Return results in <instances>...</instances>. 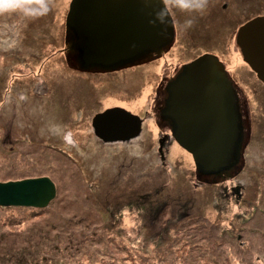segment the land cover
<instances>
[{
	"label": "rangeland",
	"instance_id": "obj_1",
	"mask_svg": "<svg viewBox=\"0 0 264 264\" xmlns=\"http://www.w3.org/2000/svg\"><path fill=\"white\" fill-rule=\"evenodd\" d=\"M68 2L0 0V181L45 175L56 185L44 209L0 207V264H264V85L238 63L241 161L198 174L179 145L157 151L167 130L155 113L161 61L79 68ZM109 106L148 111L140 136L96 138L91 118ZM160 181L164 195L139 210L135 197ZM179 197L189 208L181 213ZM162 198L170 206L159 215ZM158 226L164 237L150 238Z\"/></svg>",
	"mask_w": 264,
	"mask_h": 264
},
{
	"label": "water",
	"instance_id": "obj_2",
	"mask_svg": "<svg viewBox=\"0 0 264 264\" xmlns=\"http://www.w3.org/2000/svg\"><path fill=\"white\" fill-rule=\"evenodd\" d=\"M66 24L83 68L111 70L116 67L110 65L132 63L172 37L160 0H71ZM238 37L244 61L264 83V16L241 26ZM167 93L168 108L163 113L168 119L179 118L174 136L195 164L205 173L229 168L238 157L240 127L221 63L212 54L194 59ZM91 123L104 141L128 139L140 130L139 117L119 107L97 112ZM55 190L48 176L0 181V206L44 207Z\"/></svg>",
	"mask_w": 264,
	"mask_h": 264
},
{
	"label": "flooded vegetation",
	"instance_id": "obj_3",
	"mask_svg": "<svg viewBox=\"0 0 264 264\" xmlns=\"http://www.w3.org/2000/svg\"><path fill=\"white\" fill-rule=\"evenodd\" d=\"M160 3L162 10L165 9L166 23L171 26L172 37L161 47L157 54L147 55L142 53L138 61L145 68H150L151 64L158 67L159 61H161V71L156 75L160 82L154 87L155 94L160 93L159 96L155 95L157 97L156 102L160 101L156 110L162 113L161 104L167 97L166 91L159 89L161 78L169 77L173 79L178 77L180 75H178V72H181L182 69L171 70L173 66L185 65L204 53L212 54L222 63L225 77L232 79L234 84V77L237 76L236 67H238L239 62H243L257 78L254 71L244 62L242 43L238 37V31L246 22L255 17L264 16V0H160ZM174 51L192 53L186 58L184 55L183 58L177 57L171 61L170 56ZM153 55H158V57L156 59L149 57ZM168 57H170L169 60H167ZM134 63H127L122 67L132 66ZM147 72L149 70H146ZM258 81L262 83L259 79ZM230 84L234 108L236 113L241 115L239 92L243 91L239 90L241 88L236 84L233 85L231 82ZM159 121H162L164 125L166 124L167 130L161 131L159 135L162 141V152L158 153H166L170 143L177 144L174 132L178 129L179 118H170L168 121L171 123L168 124L160 118ZM238 122L241 126L242 120L238 119ZM249 131H251V128H249ZM176 132L178 134L179 131ZM230 188L231 186H229ZM238 190L239 188H236L233 192L239 194Z\"/></svg>",
	"mask_w": 264,
	"mask_h": 264
},
{
	"label": "bare ground",
	"instance_id": "obj_4",
	"mask_svg": "<svg viewBox=\"0 0 264 264\" xmlns=\"http://www.w3.org/2000/svg\"><path fill=\"white\" fill-rule=\"evenodd\" d=\"M70 1L71 0H69V2H68V6H69V3H70ZM163 11H164V13H165V9H163ZM67 14V13H66ZM65 21H66V16H65ZM238 33H239V31H238ZM160 43H155V44H153V46H158ZM163 45H165V43L164 44H161L158 48H156V49H147L144 53L145 54H147V55H151V53L152 54H157V52L161 49V47L163 46ZM205 54H209V53H204V54H202V55H200V56H203V55H205ZM200 56H198V57H200ZM75 58H76V56H75ZM141 58V57H140ZM140 58H138V61L140 60ZM163 58H165V57H163ZM162 58V59H163ZM77 59V58H76ZM171 61H173V59H171ZM78 65H79V63H78ZM186 65V64H185ZM185 65L184 64H180V65H178L177 67H175V66H173L172 68H171V70L172 69H174V70H177L176 68H181L182 69V71L180 72H178V75L180 74H182L183 72H184V70H185ZM91 66V65H90ZM98 67H100V66H98ZM110 67H117V65H110ZM144 67V66H143ZM158 67H159V64H158ZM79 68H81V66L79 65ZM124 68V67H123ZM126 68H130V66H128V67H126ZM126 70V69H125ZM114 72V71H113ZM109 73H111V72H109ZM179 75V76H180ZM178 76V77H179ZM178 77H176V78H169V77H164V78H161V83L159 84V89L161 90H163V91H166V93L168 92V89H169V85L171 84V83H173ZM165 89V90H164ZM160 94V93H159ZM157 103H155V105H156ZM159 104H160V101H159ZM113 107H119V106H109V107H107V108H113ZM157 107V106H156ZM107 108H105V109H107ZM124 108V107H123ZM167 108H168V101H167V99H165V101L163 102V104H161V110H167ZM105 109H103V110H101L100 112H102V111H104ZM126 110H128V111H131V112H133L131 109H128V108H125ZM148 113V111H144L142 114H144L145 115V117H143V115H142V118L145 120V119H147L146 118V116L148 115L147 113ZM135 113V112H134ZM155 113H156V116L157 117H159L161 120H163L164 122H166L167 124L170 122V121H168V119H167V117H166V115L165 114H163V113H161L160 111H158V110H156L155 109ZM139 114V113H138ZM95 115V114H94ZM93 115V116H94ZM140 115V114H139ZM92 116V117H93ZM127 118V117H126ZM139 118L141 119V116H139ZM92 119V118H91ZM125 119V118H124ZM127 119H129V118H127ZM159 121V120H158ZM130 123H131V121H130ZM158 123V122H157ZM171 123V122H170ZM161 124L162 125H164L163 124V122L161 121ZM140 131H139V133L142 131V122H140ZM170 126V125H169ZM91 129H92V132H93V135L96 137V138H98L101 142L102 141H104L102 138H100L99 136H97L96 134H95V131H94V127L92 126V123H91ZM169 129V128H168ZM138 133V134H139ZM138 134H136V135H138ZM135 135V136H136ZM132 137H134V136H132ZM132 137H129L128 139H131ZM135 138H137V137H135ZM123 140H127V139H114V140H111V141H106V142H113V141H116V142H118V141H123ZM160 142H161V140H157V143H158V147H157V149L159 148V144H160ZM158 173H160V172H158ZM161 174V173H160ZM160 174H158V176L160 175ZM159 184H160V187L157 189V190H165V185L163 184V181H160V182H158ZM162 195H164V192H163V194ZM163 203H164V201H163ZM165 204V203H164ZM167 207V206H166ZM167 211H168V208H167Z\"/></svg>",
	"mask_w": 264,
	"mask_h": 264
},
{
	"label": "trees",
	"instance_id": "obj_5",
	"mask_svg": "<svg viewBox=\"0 0 264 264\" xmlns=\"http://www.w3.org/2000/svg\"><path fill=\"white\" fill-rule=\"evenodd\" d=\"M64 26H65V29L68 30L71 33L70 28L66 24V21H64ZM160 173H162V172H160ZM150 191L153 193V195H150V192L143 191L142 194H138L139 196L135 197L136 202L138 204H141L140 207H139V210H142V209H144L146 207V204H145L146 201L161 196L163 194V192H164V189L163 190H156L155 192H153L152 190H150ZM167 193H168V191H167ZM158 200H159V204H157V206H156V208L158 207V209H153V212L155 213V211L158 210L159 211V215H161L164 211H167V208L170 205H167L168 201L165 198L158 199ZM163 201H164L165 204L163 203ZM124 202H125V204H128L129 202H133V201H129V197L127 196L125 198ZM177 206L179 208V212L180 213L182 211L186 210V209H189V208H186V205L181 200V197H179L178 200H177ZM38 209H44V208H38ZM158 227L160 229V234L158 236H154V237L151 236V234H150L149 235L150 238H160V239H162L164 237L165 232H167V226L166 227L158 226Z\"/></svg>",
	"mask_w": 264,
	"mask_h": 264
}]
</instances>
